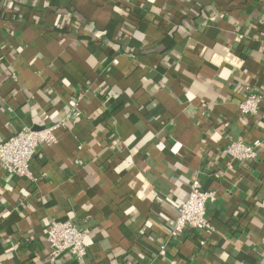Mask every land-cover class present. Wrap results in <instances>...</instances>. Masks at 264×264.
Instances as JSON below:
<instances>
[{
    "label": "crops",
    "instance_id": "crops-1",
    "mask_svg": "<svg viewBox=\"0 0 264 264\" xmlns=\"http://www.w3.org/2000/svg\"><path fill=\"white\" fill-rule=\"evenodd\" d=\"M251 92L264 0H0V144L67 122L31 161L36 181L0 164V264H77L48 260L53 220L92 231L88 264H264ZM257 139L256 162L228 166L229 143ZM197 179L214 231L173 238Z\"/></svg>",
    "mask_w": 264,
    "mask_h": 264
},
{
    "label": "built area",
    "instance_id": "built-area-1",
    "mask_svg": "<svg viewBox=\"0 0 264 264\" xmlns=\"http://www.w3.org/2000/svg\"><path fill=\"white\" fill-rule=\"evenodd\" d=\"M264 95L248 93L239 103V110L243 116H256L263 104ZM79 114L78 111L74 113ZM68 115L67 120L71 119ZM67 122L62 121L56 125L41 130L26 127L9 140L0 144V164L9 176H17L36 181L31 171V161L42 146L57 144L55 131L66 128ZM262 141L257 139L252 143L233 141L225 148L229 159L228 166L232 163H254L259 157ZM216 194L203 189L201 181L195 180L189 189V195L178 209L177 217L171 229L170 236H181L187 229L199 232L212 233L214 227L207 217V202L215 201ZM92 231L88 228H79L71 221H51L47 232L46 241L50 253L48 260L52 263L59 261L63 253H68L77 264H88L89 248L87 240ZM204 245V242H201ZM162 254L164 251L161 252Z\"/></svg>",
    "mask_w": 264,
    "mask_h": 264
}]
</instances>
